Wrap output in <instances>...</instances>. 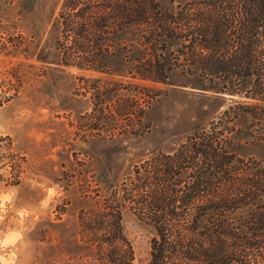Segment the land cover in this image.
<instances>
[{
    "label": "rangeland",
    "instance_id": "obj_1",
    "mask_svg": "<svg viewBox=\"0 0 264 264\" xmlns=\"http://www.w3.org/2000/svg\"><path fill=\"white\" fill-rule=\"evenodd\" d=\"M64 2L0 0V264H110L130 249L132 264H147L154 233L139 219L153 211L139 202L120 210L125 242L114 246L104 222L119 215L123 192L139 201L166 187L146 171L228 102L176 73L166 72L174 85L153 83L152 53L131 34L120 42L134 56L104 42L105 58L77 47L60 59L57 39L75 40L53 31ZM241 154L264 159V147Z\"/></svg>",
    "mask_w": 264,
    "mask_h": 264
},
{
    "label": "trees",
    "instance_id": "obj_2",
    "mask_svg": "<svg viewBox=\"0 0 264 264\" xmlns=\"http://www.w3.org/2000/svg\"><path fill=\"white\" fill-rule=\"evenodd\" d=\"M53 31L75 39L69 46L57 39L62 60L77 47L85 59L105 58L104 42L134 56L121 43L131 34L152 53L153 83L174 85L166 72L176 73L210 100L228 102L146 171L144 179L166 182L147 191L148 205L123 192L119 215L104 222L105 244L125 242L120 212L139 202L154 212L139 219L154 233L147 264H264V159L241 154L264 147V0H65ZM121 252L128 250L107 262L132 264L133 250Z\"/></svg>",
    "mask_w": 264,
    "mask_h": 264
}]
</instances>
